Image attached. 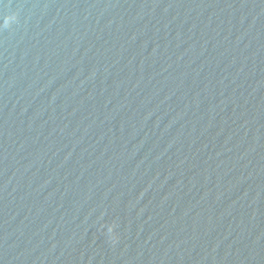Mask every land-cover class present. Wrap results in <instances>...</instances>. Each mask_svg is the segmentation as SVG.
Masks as SVG:
<instances>
[{"label":"water","instance_id":"1","mask_svg":"<svg viewBox=\"0 0 264 264\" xmlns=\"http://www.w3.org/2000/svg\"><path fill=\"white\" fill-rule=\"evenodd\" d=\"M0 264H264V0H0Z\"/></svg>","mask_w":264,"mask_h":264}]
</instances>
